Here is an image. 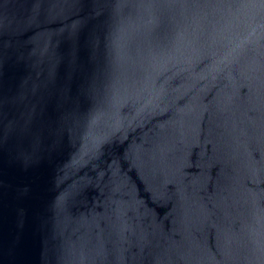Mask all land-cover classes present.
<instances>
[{"label": "water", "instance_id": "water-1", "mask_svg": "<svg viewBox=\"0 0 264 264\" xmlns=\"http://www.w3.org/2000/svg\"><path fill=\"white\" fill-rule=\"evenodd\" d=\"M0 264H264V0H0Z\"/></svg>", "mask_w": 264, "mask_h": 264}]
</instances>
